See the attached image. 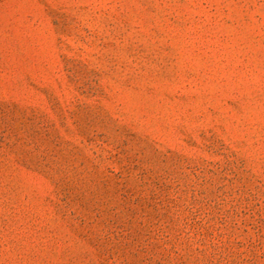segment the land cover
<instances>
[{"label":"rangeland","instance_id":"obj_1","mask_svg":"<svg viewBox=\"0 0 264 264\" xmlns=\"http://www.w3.org/2000/svg\"><path fill=\"white\" fill-rule=\"evenodd\" d=\"M0 264H264V0H0Z\"/></svg>","mask_w":264,"mask_h":264}]
</instances>
